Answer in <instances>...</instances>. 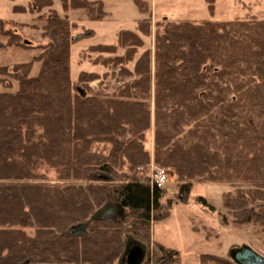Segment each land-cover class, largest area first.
<instances>
[{"label":"trees","instance_id":"1","mask_svg":"<svg viewBox=\"0 0 264 264\" xmlns=\"http://www.w3.org/2000/svg\"><path fill=\"white\" fill-rule=\"evenodd\" d=\"M60 1L93 21L108 15L101 1ZM134 2L150 13L146 2ZM53 6L54 0H30L31 14L50 10L42 44L8 34V46L40 53L0 72L10 80L0 78V264H115L125 236L150 243L152 224L189 204L195 183L248 184L250 190L225 194L223 206L235 224L251 223L250 207L264 204V19L166 20L156 24L153 51L139 54L153 34L151 20H141L137 32H120L115 46L88 49L97 55L94 65L118 70L123 81L106 97L90 86L98 74L71 78L72 45L94 32L74 37L78 26ZM152 161L173 173L172 196L151 184ZM50 174L63 186L50 185ZM193 203L215 212L204 197ZM109 205L125 214L92 220ZM79 226L84 232L75 233ZM154 245L156 264L182 263L175 250ZM200 262L235 264L215 254Z\"/></svg>","mask_w":264,"mask_h":264},{"label":"rangeland","instance_id":"2","mask_svg":"<svg viewBox=\"0 0 264 264\" xmlns=\"http://www.w3.org/2000/svg\"><path fill=\"white\" fill-rule=\"evenodd\" d=\"M90 1H101L104 4V10L108 14L104 20H91L84 9L66 11L60 0H54L51 10L78 26V29L73 33L74 37L87 34L89 31L94 32V36L82 39L72 45L71 78L73 82H76L82 72L98 74L100 78L92 82L90 86L95 93L106 97H111L115 90L123 84V81L118 75V70L94 65L93 60L97 55H89L88 49L97 45L115 46L119 33L122 31L137 32L138 22L141 20H151L153 34L149 38H144L145 45L139 54L148 49L153 51L156 24L166 20L202 23L204 21L247 20L252 17L264 19V0H209L214 2L213 14L210 12L208 0H143L149 6V14H142L134 0ZM29 3L30 0H0V20L3 23V26H0V72L6 70L10 73L16 64L28 63L40 53L35 49L25 50L8 46L10 39L8 34H20L22 43L29 46L42 44L41 28L45 24V18L50 16V10L45 9L39 15H33L28 11ZM15 7H23L27 9V12L16 13ZM39 18L41 20H38ZM33 25H36L38 30H32L31 26ZM119 54L122 55L123 51L120 50ZM104 57L108 56L104 55ZM39 67V64H35L34 75L39 71ZM128 67L132 69L133 64H129ZM2 76L0 78L5 79L6 82L10 81L7 77ZM128 81L131 79H126L125 82ZM14 85L16 84L14 83ZM145 146L148 151H153L152 131L147 133ZM154 166L157 165L152 161L146 170L150 182ZM167 171L169 182L165 189L168 196H172L176 183L173 173L170 170ZM50 176H52L48 181L50 185L63 186L57 181L54 174H50ZM250 189L251 187L244 183H195L189 204L175 205L167 219L152 224L150 243L128 233L125 236L124 254L128 246L138 242L143 244L147 251L143 264H156L154 243H159L178 252L182 258L181 264H201L200 258L206 254L226 256L231 259L234 249L244 247L252 249L264 258V221L261 222L258 218L264 217V204L262 208L258 205L250 207L253 209L254 217L251 223L244 225L235 224L234 212L223 206L225 194L234 195L238 190ZM196 197H204L214 206L215 212L209 213L200 205L193 203V199ZM109 206L114 210L109 218L118 219L125 214V210L121 206ZM28 232L33 234L30 230ZM124 254L115 264H125Z\"/></svg>","mask_w":264,"mask_h":264},{"label":"water","instance_id":"3","mask_svg":"<svg viewBox=\"0 0 264 264\" xmlns=\"http://www.w3.org/2000/svg\"><path fill=\"white\" fill-rule=\"evenodd\" d=\"M114 210L111 206L98 211L92 220H104L113 214ZM75 233L84 232V227L79 226L74 228ZM146 247L138 242L131 244L126 249L123 257L125 264H143L146 258ZM231 259L235 264H264V258L259 254L255 253L252 249L244 247L241 249H234L231 253Z\"/></svg>","mask_w":264,"mask_h":264},{"label":"built area","instance_id":"4","mask_svg":"<svg viewBox=\"0 0 264 264\" xmlns=\"http://www.w3.org/2000/svg\"><path fill=\"white\" fill-rule=\"evenodd\" d=\"M168 182H169L168 171L165 168L154 166L151 177V184L157 185L161 188H165Z\"/></svg>","mask_w":264,"mask_h":264}]
</instances>
